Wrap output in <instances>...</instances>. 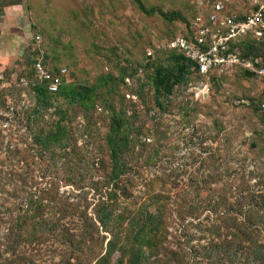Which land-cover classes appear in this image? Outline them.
<instances>
[{"label": "trees", "instance_id": "obj_1", "mask_svg": "<svg viewBox=\"0 0 264 264\" xmlns=\"http://www.w3.org/2000/svg\"><path fill=\"white\" fill-rule=\"evenodd\" d=\"M19 1L1 0V6ZM130 1L146 16L182 21L183 35L189 29L190 20L176 10L166 12L141 0ZM192 6L191 17L196 13ZM233 48L241 58L264 67V30L259 36L251 33L231 41L228 50ZM160 52L166 54L164 58L155 59L151 52L140 66L151 89L152 106L165 112L175 86L185 84L191 75L204 76L184 53ZM35 61L50 71L65 66H48L41 56L30 57L21 76L35 97L34 118L47 109L55 115L33 134L51 177L42 187L30 185L26 195L6 210L8 217L0 218V264H264V174L255 166L238 176H224L226 153L221 159L216 148L203 144L205 156L197 160V171L186 175L184 183L174 170L144 177L143 167L153 165L157 153L152 129L133 125L124 107L107 102L110 96L103 89L108 80L116 84L135 75L137 68L123 66L117 76L100 75L89 85L61 80L55 91H48L42 83L31 84ZM237 68L245 77L256 75ZM99 103L109 112L102 155L94 161L70 157L68 108L86 112ZM258 106L263 108L264 101L253 110ZM216 133L201 131L202 143L206 137L214 142ZM137 143L141 151L150 148L141 164L128 157ZM259 148L264 154V140ZM88 162L94 169L81 172ZM62 186L68 187L60 190ZM83 187L92 191L91 202L73 197L72 190ZM41 246L42 256L49 253L46 259L40 257Z\"/></svg>", "mask_w": 264, "mask_h": 264}, {"label": "rangeland", "instance_id": "obj_2", "mask_svg": "<svg viewBox=\"0 0 264 264\" xmlns=\"http://www.w3.org/2000/svg\"><path fill=\"white\" fill-rule=\"evenodd\" d=\"M141 1L145 6H155L166 12L176 10L185 19L192 18L191 0ZM19 2L16 9L0 18L2 220L8 217L6 210L26 195L30 185L42 187L51 177L44 170V157L34 143L33 134L55 115L47 109L41 112L39 119L34 118L35 97L27 86H20L18 80L27 66V58L35 56H41L48 66L64 65L69 81L88 85L100 75L117 76L123 66L137 68L135 75L116 84L108 80L103 89L110 96L107 102L124 107L133 125L152 129L157 153L153 165L143 167L144 177L174 170L184 183L186 175L197 171V160L205 156L203 144L216 148L215 154L217 151L221 159L226 153L228 168L224 169V176H238L253 166L264 174V154L259 148L264 140V107L258 106L255 111L252 108L264 101V81L259 76L245 77L237 67L220 74L210 73L207 77L191 75L185 84L173 88L165 112L152 106L151 89L144 81L145 73L140 65L147 60L148 50L153 52L155 59L164 58L166 54L160 50H165L160 44L167 41L164 39L168 34L183 33L182 21L166 22L157 15L146 16L130 0ZM3 8L0 0V11ZM231 8L242 17L247 4L234 2ZM212 74L221 76L212 80ZM200 89L202 93H198ZM117 92L119 95H115ZM7 104L11 109L6 108ZM57 104L64 106L62 102ZM97 106L86 112L78 107L68 108L72 116L68 135V146L72 148L70 157L94 161L102 155L109 112L103 108V103ZM201 131L207 135L217 132L216 140L211 142L206 137L202 143ZM149 149L141 151L137 143L128 157L132 163L141 164ZM90 163L84 165L81 172L89 167L94 169L95 165ZM252 182L250 179L249 183ZM72 193L82 202L92 201V191L86 187L72 190ZM2 225L0 221V231ZM42 249L43 246L40 257L46 259L49 253L42 256Z\"/></svg>", "mask_w": 264, "mask_h": 264}, {"label": "built area", "instance_id": "obj_3", "mask_svg": "<svg viewBox=\"0 0 264 264\" xmlns=\"http://www.w3.org/2000/svg\"><path fill=\"white\" fill-rule=\"evenodd\" d=\"M239 1L247 4L242 17L231 8L232 3ZM191 3L196 13L189 21L188 31L164 41L160 47L165 51L184 53L204 77L239 66L264 80V67L255 66L256 60L241 58L236 48L228 50L231 41L240 39L247 32L259 36L264 30V0H191ZM31 76L32 85L42 83L48 91H55L61 80L68 79V70L60 67L50 71L35 61L31 65ZM18 80L20 86H27L25 77ZM202 89L198 93H202ZM6 108L11 109V106L7 104Z\"/></svg>", "mask_w": 264, "mask_h": 264}, {"label": "crops", "instance_id": "obj_4", "mask_svg": "<svg viewBox=\"0 0 264 264\" xmlns=\"http://www.w3.org/2000/svg\"><path fill=\"white\" fill-rule=\"evenodd\" d=\"M12 9H16V5H10V6H6L3 8L2 12L0 13V18H2V16H6L8 13L11 12ZM4 19V18H3Z\"/></svg>", "mask_w": 264, "mask_h": 264}]
</instances>
